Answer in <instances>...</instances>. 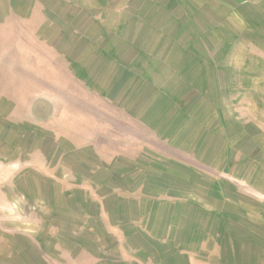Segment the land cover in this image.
<instances>
[{
	"label": "rangeland",
	"instance_id": "obj_1",
	"mask_svg": "<svg viewBox=\"0 0 264 264\" xmlns=\"http://www.w3.org/2000/svg\"><path fill=\"white\" fill-rule=\"evenodd\" d=\"M0 264H264V0H0Z\"/></svg>",
	"mask_w": 264,
	"mask_h": 264
}]
</instances>
